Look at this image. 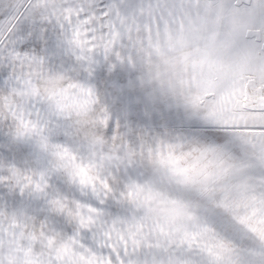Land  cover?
<instances>
[{"label":"snow or ice","instance_id":"1","mask_svg":"<svg viewBox=\"0 0 264 264\" xmlns=\"http://www.w3.org/2000/svg\"><path fill=\"white\" fill-rule=\"evenodd\" d=\"M0 264H264V0H0Z\"/></svg>","mask_w":264,"mask_h":264}]
</instances>
